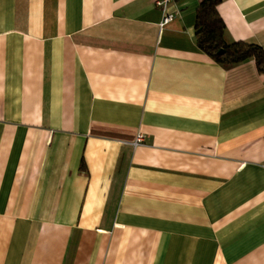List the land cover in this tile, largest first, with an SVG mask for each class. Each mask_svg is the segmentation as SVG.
Masks as SVG:
<instances>
[{
  "label": "crops",
  "instance_id": "1",
  "mask_svg": "<svg viewBox=\"0 0 264 264\" xmlns=\"http://www.w3.org/2000/svg\"><path fill=\"white\" fill-rule=\"evenodd\" d=\"M199 2L0 0V264H264V73ZM217 12L264 48V0Z\"/></svg>",
  "mask_w": 264,
  "mask_h": 264
},
{
  "label": "trees",
  "instance_id": "2",
  "mask_svg": "<svg viewBox=\"0 0 264 264\" xmlns=\"http://www.w3.org/2000/svg\"><path fill=\"white\" fill-rule=\"evenodd\" d=\"M222 0H200L196 11L194 35L198 48L223 66L253 60L264 73V48L255 42L229 39L225 24L217 12Z\"/></svg>",
  "mask_w": 264,
  "mask_h": 264
},
{
  "label": "built area",
  "instance_id": "3",
  "mask_svg": "<svg viewBox=\"0 0 264 264\" xmlns=\"http://www.w3.org/2000/svg\"><path fill=\"white\" fill-rule=\"evenodd\" d=\"M174 0H153L154 4L159 7L162 11V18L161 21L159 23V27L160 29L167 24L168 22H170L174 17H175V13L169 11V6L170 4L173 2ZM142 139L141 136H138L136 138V142H140V140Z\"/></svg>",
  "mask_w": 264,
  "mask_h": 264
}]
</instances>
